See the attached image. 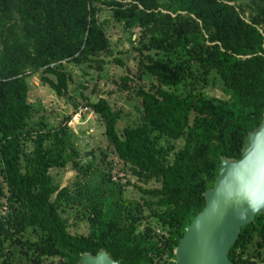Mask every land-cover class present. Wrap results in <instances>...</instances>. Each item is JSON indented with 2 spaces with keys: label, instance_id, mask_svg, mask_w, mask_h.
<instances>
[{
  "label": "trees",
  "instance_id": "obj_1",
  "mask_svg": "<svg viewBox=\"0 0 264 264\" xmlns=\"http://www.w3.org/2000/svg\"><path fill=\"white\" fill-rule=\"evenodd\" d=\"M252 4L245 18L234 0H0V264H11L16 245L30 264L43 257L77 264L83 252L100 249L118 264H175L174 250L203 209L221 157L240 158L245 137L263 118L264 0ZM103 9L131 34L137 78L155 80L135 91L139 122L121 134L120 112L106 97L86 103L135 182L114 178L111 163L101 171L93 159L81 160L70 115L55 127L25 129L28 76L40 71L42 82L63 95L71 80L65 62L102 68L100 57L111 52ZM213 71L227 98L199 87ZM180 85L183 93L166 89ZM160 136L181 144L160 145ZM67 164L75 180L61 186L51 171ZM150 181L156 186H146ZM129 185L140 200L124 197ZM68 208L88 221L87 234L70 231ZM228 257L231 264H264V212L241 226Z\"/></svg>",
  "mask_w": 264,
  "mask_h": 264
},
{
  "label": "rangeland",
  "instance_id": "obj_2",
  "mask_svg": "<svg viewBox=\"0 0 264 264\" xmlns=\"http://www.w3.org/2000/svg\"><path fill=\"white\" fill-rule=\"evenodd\" d=\"M234 3L242 10L244 17L248 18L254 7L252 0H234ZM99 19L107 20L105 32L111 46V52L105 53L100 57L102 68L96 69L93 66H89V64H93L90 61L78 64L65 62L64 67L70 74L71 80L68 81L67 91L63 95L56 94L48 84L42 82L40 71L28 76V94L32 110L30 117L27 119L25 129L55 127L63 122L66 116L70 115L67 127L74 135V143L82 154L81 160L93 159L94 168L101 171H107L109 163H111V174L114 178H121L122 181L130 179L131 182H135V177L116 158L112 148L108 145L103 133L104 125L97 114L89 115L86 110L81 113L80 121L72 118L81 105L85 106L86 103H92L100 96L106 97L111 107L120 112L117 130L121 134L125 126H133L139 122V98L135 91L140 87L148 89L155 82L154 78L149 74H143L141 78H137L135 59L133 58L134 53L131 51L130 32L124 31L120 24L113 22L107 9L99 12ZM133 37L135 38V36ZM115 59L123 61L125 66L114 61ZM124 75L129 77V80L125 81L126 83L121 80ZM48 76L54 79L53 75ZM124 84L127 87H124ZM199 87L203 89L208 97H228L222 81L214 71L208 76L207 83ZM166 89L183 93L186 87L185 85H180ZM24 144H26L27 148H30L29 140H25ZM159 144L177 148L181 144V140H172L160 136ZM90 150L94 151L91 156L87 154ZM51 173L61 186H65L73 183L76 171L72 169L70 164H67L64 168L52 170ZM146 186H156V182L150 181ZM124 197L126 199L140 200L141 193L135 187L129 185L124 189ZM76 212L75 208H68L63 214L69 217V223H73L69 229L73 233L87 234L89 231L88 221L75 218L74 214ZM78 212L82 213L81 210ZM147 212L148 210L145 211V213ZM29 237L34 239L35 235L30 234ZM50 261L55 264L57 257H43L42 264ZM11 264H30L24 250L20 246L12 247Z\"/></svg>",
  "mask_w": 264,
  "mask_h": 264
},
{
  "label": "water",
  "instance_id": "obj_3",
  "mask_svg": "<svg viewBox=\"0 0 264 264\" xmlns=\"http://www.w3.org/2000/svg\"><path fill=\"white\" fill-rule=\"evenodd\" d=\"M238 159L221 157L205 205L186 227L174 250L175 264H231L228 252L241 226L264 212V114L248 132ZM77 264H118L109 253L83 252Z\"/></svg>",
  "mask_w": 264,
  "mask_h": 264
},
{
  "label": "built area",
  "instance_id": "obj_4",
  "mask_svg": "<svg viewBox=\"0 0 264 264\" xmlns=\"http://www.w3.org/2000/svg\"><path fill=\"white\" fill-rule=\"evenodd\" d=\"M88 111L89 112V115L90 114H93L94 112H93V110H91L86 104H85V106H80L79 107V109H78V111H76L75 113H74V115H73V119L74 120H78V121H80L79 119H80V117H81V113H83L84 111Z\"/></svg>",
  "mask_w": 264,
  "mask_h": 264
}]
</instances>
